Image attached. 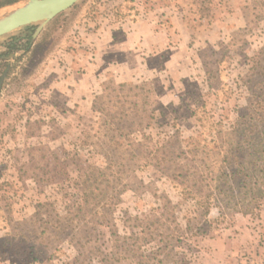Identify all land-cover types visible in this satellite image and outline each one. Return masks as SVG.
<instances>
[{
	"label": "rangeland",
	"instance_id": "374dc122",
	"mask_svg": "<svg viewBox=\"0 0 264 264\" xmlns=\"http://www.w3.org/2000/svg\"><path fill=\"white\" fill-rule=\"evenodd\" d=\"M220 2L214 33L191 34L122 77L102 64L86 96L65 90L64 57H95L81 37L107 0H78L30 51L0 59V77L9 68L0 90V264H264V173L255 202L237 178L210 180L236 117L259 93L251 66L264 53V0ZM25 32L0 37V53ZM86 165L99 172L83 190L76 181ZM208 192L209 211L198 216Z\"/></svg>",
	"mask_w": 264,
	"mask_h": 264
},
{
	"label": "crops",
	"instance_id": "0c3cea01",
	"mask_svg": "<svg viewBox=\"0 0 264 264\" xmlns=\"http://www.w3.org/2000/svg\"><path fill=\"white\" fill-rule=\"evenodd\" d=\"M107 1L109 9L105 7L102 14L100 11L91 19V30H85L81 37L82 45L89 44L95 57L90 62L87 56L72 50L64 57L67 74L72 72L62 80L69 95L86 96L91 92L87 80L101 75L102 64L122 77L134 62L141 64L146 57L161 55L163 49L185 47L191 34L214 33L212 17L225 10L221 0ZM79 68L85 73L74 74Z\"/></svg>",
	"mask_w": 264,
	"mask_h": 264
},
{
	"label": "trees",
	"instance_id": "16d2710c",
	"mask_svg": "<svg viewBox=\"0 0 264 264\" xmlns=\"http://www.w3.org/2000/svg\"><path fill=\"white\" fill-rule=\"evenodd\" d=\"M18 1L21 0H0V7ZM38 25L39 23L26 25L23 27L26 31L24 34L10 35L4 44L5 51L0 53V59H4L8 54L15 53L21 49H24L25 52L30 51V45L34 41L32 34ZM253 62L255 65L251 66V70L253 71L251 75L260 74L262 76V79L258 81L260 85L259 93H250V97L247 99L245 113L239 114L235 119V124L231 132L232 140L227 144L225 155L220 160L217 173L215 176H208H210V180L213 179L217 181L227 177L237 178L241 183L239 189L244 190L245 196L252 191L251 194H253V196L251 197V201L255 202L261 199V191L258 189L259 193L256 195L253 193L254 191L252 188L259 184L258 180L260 179V175L264 173V53H261V57H259L258 60L254 59ZM237 138H240L241 143L238 147L235 146ZM162 157L165 159L164 153ZM85 171L86 172L78 175V180L76 181V184L78 186L81 185L83 190H85L88 184L96 178L97 171L99 172L93 165H86ZM83 190L82 192H84ZM85 195H88V193ZM212 197L213 192L204 193L202 195L201 198H203V203L199 202L198 216H204L208 213ZM81 209L82 207L78 204L77 210ZM166 249V246L158 247L155 250L156 252H154L162 253V251ZM140 256L147 260L150 259V254Z\"/></svg>",
	"mask_w": 264,
	"mask_h": 264
},
{
	"label": "water",
	"instance_id": "95a60500",
	"mask_svg": "<svg viewBox=\"0 0 264 264\" xmlns=\"http://www.w3.org/2000/svg\"><path fill=\"white\" fill-rule=\"evenodd\" d=\"M78 0H21L0 7V37L21 29L26 25L39 23L32 34L36 37L43 27L61 12L72 7ZM8 67L0 77V90Z\"/></svg>",
	"mask_w": 264,
	"mask_h": 264
}]
</instances>
